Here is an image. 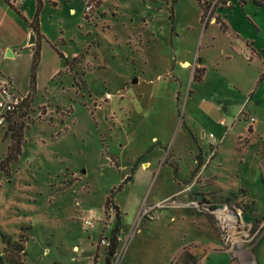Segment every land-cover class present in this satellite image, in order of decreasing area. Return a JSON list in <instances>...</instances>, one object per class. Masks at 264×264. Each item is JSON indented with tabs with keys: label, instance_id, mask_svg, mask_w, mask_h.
<instances>
[{
	"label": "rangeland",
	"instance_id": "1",
	"mask_svg": "<svg viewBox=\"0 0 264 264\" xmlns=\"http://www.w3.org/2000/svg\"><path fill=\"white\" fill-rule=\"evenodd\" d=\"M35 9L0 0V75L28 95L0 129L1 167L22 126L21 153L0 170V264H105L100 240L118 222L111 264H264V0H42L26 45ZM187 125L213 153L220 140L202 131L227 132L209 170ZM211 172L223 197L205 188ZM199 195L252 214L234 251L191 204Z\"/></svg>",
	"mask_w": 264,
	"mask_h": 264
},
{
	"label": "built area",
	"instance_id": "2",
	"mask_svg": "<svg viewBox=\"0 0 264 264\" xmlns=\"http://www.w3.org/2000/svg\"><path fill=\"white\" fill-rule=\"evenodd\" d=\"M9 2L18 3L22 0H8ZM93 9L91 2H88L85 7V11L88 13ZM106 98H111L110 93L105 94ZM28 100L27 94H21L14 87L12 82L0 75V129H6L12 117L19 113L21 109L24 108ZM243 113V110L240 111L239 115ZM250 121H254L253 117H250ZM220 124H225V121L222 119ZM210 144H217L219 138L215 136L214 133L209 132L206 134ZM191 204L198 208V210L209 214L218 229L221 239L232 248L234 251L235 244L237 239H240V236L243 235L245 228H250L252 225V217L250 221H245L243 218L244 213H247L241 206L233 203H222L219 205L212 204L210 202L201 201V199H196L191 201ZM92 218L87 217L84 219V225L86 227L92 225ZM242 243L243 240L241 239ZM101 244L104 246L109 245V240L102 238L100 240ZM241 243V244H242ZM241 244L238 247L240 252H246Z\"/></svg>",
	"mask_w": 264,
	"mask_h": 264
},
{
	"label": "trees",
	"instance_id": "3",
	"mask_svg": "<svg viewBox=\"0 0 264 264\" xmlns=\"http://www.w3.org/2000/svg\"><path fill=\"white\" fill-rule=\"evenodd\" d=\"M175 1V0H174ZM255 4L257 5H262L263 4V0H253ZM244 0H241V3H243ZM200 6V5H199ZM201 7V6H200ZM42 8V0H36V9H35V14L33 17V20L30 24V29H32L34 32L39 33V12ZM170 19H172V11H170L169 13ZM204 17V11H202V17L201 19L203 20ZM216 23L219 24V28L222 31H226L228 29L227 24L224 21H219L218 17L215 20ZM59 56L63 58L64 63L66 64V59L63 57V54L61 52H58ZM39 55H40V50H39V42H37L35 44V47L32 48V75H31V83L34 82L35 79V69L36 66L38 64L39 61ZM193 79L195 81H200L201 77L194 74L193 75ZM248 131H251V127L248 128ZM22 126L21 124L17 125L16 127H14L12 129V142L10 144V146L8 147V152L5 156V158L3 159V161H1L2 165L0 167V170L4 171L5 173L8 172V166L10 162L16 161L18 156L21 153V146H20V140L22 137ZM198 158V156L196 157V159ZM130 176L128 175L126 177V179H129ZM203 200V198H202ZM112 205L111 199L108 197L105 203V207L107 208V206ZM116 212V218L119 220V213H118V207L117 205L112 206ZM207 217L210 219V222L212 223V220L209 216V214L207 215ZM119 233V222L115 225L114 229L112 230L111 236L109 237V245H108V249H107V254L105 256V264H111V258L112 256L115 254L116 251V247H117V235ZM9 245V243H7L4 251L7 250V246ZM10 246H12L13 251H18V249H20L19 247H17L16 244H11ZM14 252V254H15ZM9 254V253H8ZM10 261V263L16 264V261L14 258H10L8 259Z\"/></svg>",
	"mask_w": 264,
	"mask_h": 264
},
{
	"label": "crops",
	"instance_id": "4",
	"mask_svg": "<svg viewBox=\"0 0 264 264\" xmlns=\"http://www.w3.org/2000/svg\"><path fill=\"white\" fill-rule=\"evenodd\" d=\"M31 30L32 29H29L28 30V32H27V35H26V37L28 36V34H30L31 33ZM26 45H28V43L26 44ZM27 47H30V46H27ZM256 52V51H255ZM257 53V52H256ZM257 55L258 56H260L261 57V54L259 53H257ZM184 60H186V58L185 59H182L181 61H179V63H180V65L181 66H183L184 67V65H183V61ZM189 60V59H188ZM187 61V60H186ZM190 61V60H189ZM194 63L195 64H199V60H194ZM193 63V64H194ZM182 68V67H181ZM183 70H185V69H183ZM204 74H205V69H204V73H203V75H202V78H201V80L199 81V82H201L202 80H203V77H204ZM178 78H179V80H175V82L177 83V86L179 85L180 87H181V84H182V80H181V78L178 76ZM188 79H189V82L190 83H192L194 80L192 79V77H188ZM250 98H251V96H250ZM250 98L248 99V101L250 100ZM247 101V102H248ZM246 104V103H245ZM239 106L236 108V110L233 112V115L231 114V116H230V118L232 119V118H234V116L236 115V113L239 111V109L241 108V106H242V103H240V104H238ZM186 128H187V132L189 133V134H191V137L193 138L192 140H194V143L196 144V149H198V150H194V152H193V154H194V156H196V155H198L197 153L198 152H201L202 154H201V156H202V159H203V161H204V164H206L207 165V163L209 162V160H210V163H209V165H208V168H207V170H209L210 169V165H211V163H212V161L214 160V158L216 157V155H217V153H218V151H219V149H220V147H221V145H222V143H223V141H224V139H225V136H226V133H224V135H222V136H218L219 137V140H220V143L218 144V146H217V148H216V150H215V152L213 153L212 151H213V149H202V147L200 146V145H198V142L195 140V137H194V132L192 131V128L189 126V125H187L186 126ZM251 131L250 132H248L249 134H248V138L250 139V137L252 136V135H254L255 134V132H257V129L255 128V127H253V126H251ZM228 133H229V130H228ZM201 135L202 136H205L206 137V133H204L203 131H202V133H201ZM152 139H156V137H153ZM203 145V144H202ZM208 145L209 146H212L209 142H208ZM212 155V156H211ZM209 159V160H208ZM194 165L193 166H191L192 168L195 166V164H196V158L194 157ZM208 161V162H207ZM148 163H149V161H143V163L141 164V168L142 169H145L146 168V165H148ZM262 163H264V160L262 161ZM211 174H214L215 176H216V179H213V180H211V181H209V183L205 186V188L206 189H210V190H216L217 191V193L216 194H220L221 195V197H223L224 195H226L228 192H229V190H227V189H225V188H223V186H220L219 185V183H218V174H216L215 172H211ZM262 181H263V183H264V179H262ZM190 185L191 186H196V184L195 183H193V181L190 183ZM184 191H182L181 193H183V192H185V190H187L186 188H184L183 189ZM248 194V192H245L244 193V195H247ZM248 213V212H247ZM250 216L252 215L250 212L248 213Z\"/></svg>",
	"mask_w": 264,
	"mask_h": 264
},
{
	"label": "water",
	"instance_id": "5",
	"mask_svg": "<svg viewBox=\"0 0 264 264\" xmlns=\"http://www.w3.org/2000/svg\"><path fill=\"white\" fill-rule=\"evenodd\" d=\"M34 42H35L34 34H33V32H31L28 44H34ZM7 52H8L7 55H11V52L9 50ZM135 81H136V79H135ZM201 198H202V195H199L198 199H201ZM243 218L245 221L251 220V216L248 213H244Z\"/></svg>",
	"mask_w": 264,
	"mask_h": 264
},
{
	"label": "bare ground",
	"instance_id": "6",
	"mask_svg": "<svg viewBox=\"0 0 264 264\" xmlns=\"http://www.w3.org/2000/svg\"><path fill=\"white\" fill-rule=\"evenodd\" d=\"M183 65H184L185 67H187V66L189 65V62L186 61V60H184V61H183Z\"/></svg>",
	"mask_w": 264,
	"mask_h": 264
}]
</instances>
